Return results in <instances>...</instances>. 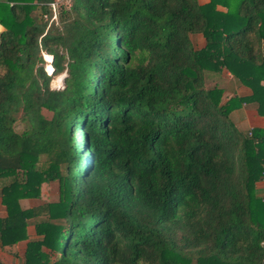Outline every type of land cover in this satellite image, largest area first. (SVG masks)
Masks as SVG:
<instances>
[{"label": "trees", "instance_id": "obj_1", "mask_svg": "<svg viewBox=\"0 0 264 264\" xmlns=\"http://www.w3.org/2000/svg\"><path fill=\"white\" fill-rule=\"evenodd\" d=\"M49 1L0 0V253L262 264L264 127L230 112L264 116V0H71L57 25ZM224 71L248 93L206 84ZM49 181L56 201L21 206Z\"/></svg>", "mask_w": 264, "mask_h": 264}, {"label": "rangeland", "instance_id": "obj_2", "mask_svg": "<svg viewBox=\"0 0 264 264\" xmlns=\"http://www.w3.org/2000/svg\"><path fill=\"white\" fill-rule=\"evenodd\" d=\"M18 1H29V0H18ZM60 3H63V6L68 7V5L71 3V0H61L59 2V4ZM57 15H58V8H57ZM47 22H48V24H50L52 21L49 20ZM53 22L55 25L59 24L57 19L53 20ZM191 41H192L194 48H199V47L203 46V44H204V39L200 34L191 35ZM44 54L45 53H43V57L45 59V62L48 63V58L45 56L46 54L45 55ZM49 57H50L49 65H51V56L49 55ZM45 66H46V64H45ZM52 70H53V68H52ZM52 70L50 71V73L52 72ZM65 76H66V72L63 73V75L60 77V80H59V77L57 78L56 75H52V79L50 82L51 87L62 88L63 87V79ZM206 84L207 85L216 84L218 86H222V87L226 88V94H225L226 96L229 94L232 95V93L234 94V92L238 91V89H239L234 84V79L232 78V76L225 71L223 72V74L221 75L219 80L208 79L206 81ZM239 90L242 91L241 89H239ZM258 187H259L258 194L260 196L264 195V184L259 183ZM58 197H59V189H58L57 181H49V182H45L41 185V195H40L39 199L20 200V204L22 207L36 206V205L42 204L44 202L56 201L58 199ZM3 212H4V207H0V214ZM26 236H28V237L35 236L32 223L29 224L28 227L26 228ZM24 245H25V241H19L17 244L13 245L12 247L4 248V250H2V252L0 253V256L4 257V260L7 264H9V263L10 264H19L20 258H21L20 256L22 255V252L24 250ZM13 252H16V254L20 257L19 260L17 258H15V259L11 258V255Z\"/></svg>", "mask_w": 264, "mask_h": 264}, {"label": "crops", "instance_id": "obj_3", "mask_svg": "<svg viewBox=\"0 0 264 264\" xmlns=\"http://www.w3.org/2000/svg\"><path fill=\"white\" fill-rule=\"evenodd\" d=\"M207 1L208 0H199L200 3H204ZM218 8L222 9L221 7H218ZM3 29H4V27L0 24V32L3 31ZM236 87H238L239 89H241L243 91L242 92L238 89V91H236V92L240 91L239 93H241V94H247L248 93V90L245 89L244 87L237 86V85H236ZM225 94H226V92H225ZM225 96H224L223 100H227L229 97L234 96V94L232 93V95L229 94L226 97ZM230 117L234 121L235 125L242 131L248 130L252 127H264V116L259 115L256 112V109H254L253 107H244L242 105L238 108H235L230 112ZM259 183L264 184V182L259 181L257 183L258 190H259V187H258ZM0 207H3L1 205V203H0ZM4 214H5V211L3 213H1L0 216H3Z\"/></svg>", "mask_w": 264, "mask_h": 264}, {"label": "built area", "instance_id": "obj_4", "mask_svg": "<svg viewBox=\"0 0 264 264\" xmlns=\"http://www.w3.org/2000/svg\"><path fill=\"white\" fill-rule=\"evenodd\" d=\"M60 1L61 0H51V1L48 2V5H49V7L51 9L52 14H51L49 19H48L47 15H43V18L45 20L53 21V20L57 19V8H58V4H59ZM262 264H264V259L262 260Z\"/></svg>", "mask_w": 264, "mask_h": 264}, {"label": "bare ground", "instance_id": "obj_5", "mask_svg": "<svg viewBox=\"0 0 264 264\" xmlns=\"http://www.w3.org/2000/svg\"><path fill=\"white\" fill-rule=\"evenodd\" d=\"M47 58H48V63H45L46 64V66H45V68H46V70H47V72H49L50 73V71L52 70V67H51V65H49V63H50V57H48L47 56V54L45 55ZM63 74H58V75H56L57 76V78L59 77V80H60V77L62 76Z\"/></svg>", "mask_w": 264, "mask_h": 264}]
</instances>
